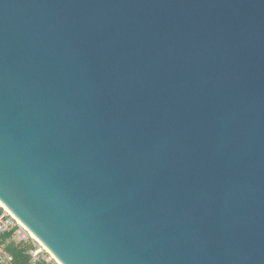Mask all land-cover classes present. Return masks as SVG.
Instances as JSON below:
<instances>
[{
	"label": "water",
	"instance_id": "1",
	"mask_svg": "<svg viewBox=\"0 0 264 264\" xmlns=\"http://www.w3.org/2000/svg\"><path fill=\"white\" fill-rule=\"evenodd\" d=\"M0 202L62 264H264V0H0Z\"/></svg>",
	"mask_w": 264,
	"mask_h": 264
},
{
	"label": "built area",
	"instance_id": "2",
	"mask_svg": "<svg viewBox=\"0 0 264 264\" xmlns=\"http://www.w3.org/2000/svg\"><path fill=\"white\" fill-rule=\"evenodd\" d=\"M1 208L0 264H62L44 244L30 234L14 214L3 206ZM15 250L21 253L19 259L15 257Z\"/></svg>",
	"mask_w": 264,
	"mask_h": 264
},
{
	"label": "trees",
	"instance_id": "3",
	"mask_svg": "<svg viewBox=\"0 0 264 264\" xmlns=\"http://www.w3.org/2000/svg\"><path fill=\"white\" fill-rule=\"evenodd\" d=\"M2 212V208L0 207V213ZM14 252V254H15V257H16V259H19L20 258V256H21V253H20V251H13ZM23 259H25V258H23Z\"/></svg>",
	"mask_w": 264,
	"mask_h": 264
},
{
	"label": "bare ground",
	"instance_id": "4",
	"mask_svg": "<svg viewBox=\"0 0 264 264\" xmlns=\"http://www.w3.org/2000/svg\"><path fill=\"white\" fill-rule=\"evenodd\" d=\"M0 205L3 206L6 210H8L1 202H0ZM9 211V210H8ZM23 225V224H22ZM24 226V225H23ZM25 227V226H24ZM26 228V227H25ZM29 231V230H28ZM30 232V231H29ZM30 234L36 239L38 240L31 232ZM39 241V240H38ZM40 242V241H39ZM42 243V242H41ZM43 244V243H42Z\"/></svg>",
	"mask_w": 264,
	"mask_h": 264
},
{
	"label": "rangeland",
	"instance_id": "5",
	"mask_svg": "<svg viewBox=\"0 0 264 264\" xmlns=\"http://www.w3.org/2000/svg\"><path fill=\"white\" fill-rule=\"evenodd\" d=\"M0 207H2L1 205H0ZM3 209V208H2ZM29 239H30V241H32V239L29 237Z\"/></svg>",
	"mask_w": 264,
	"mask_h": 264
}]
</instances>
